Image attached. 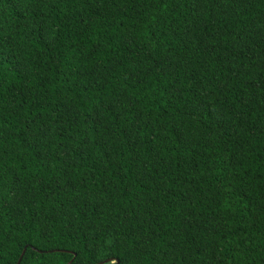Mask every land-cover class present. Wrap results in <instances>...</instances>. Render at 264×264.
Returning <instances> with one entry per match:
<instances>
[{
  "label": "trees",
  "instance_id": "1",
  "mask_svg": "<svg viewBox=\"0 0 264 264\" xmlns=\"http://www.w3.org/2000/svg\"><path fill=\"white\" fill-rule=\"evenodd\" d=\"M264 264V0H0V264Z\"/></svg>",
  "mask_w": 264,
  "mask_h": 264
},
{
  "label": "water",
  "instance_id": "2",
  "mask_svg": "<svg viewBox=\"0 0 264 264\" xmlns=\"http://www.w3.org/2000/svg\"><path fill=\"white\" fill-rule=\"evenodd\" d=\"M26 251H27V248L24 249V251H23V253H22V255H21V257H20V259H19V261H18L17 264H20L21 263L23 257L25 256ZM111 262H114V260H107V261L102 262V263H99V264H109ZM71 263H72V261L69 264H71ZM117 264H119V263H117Z\"/></svg>",
  "mask_w": 264,
  "mask_h": 264
}]
</instances>
